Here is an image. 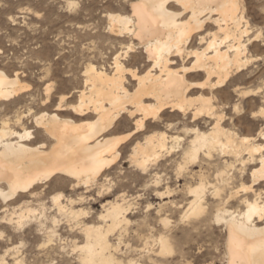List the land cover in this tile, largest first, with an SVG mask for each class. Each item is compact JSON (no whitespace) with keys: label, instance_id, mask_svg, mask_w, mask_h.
<instances>
[{"label":"bare ground","instance_id":"6f19581e","mask_svg":"<svg viewBox=\"0 0 264 264\" xmlns=\"http://www.w3.org/2000/svg\"><path fill=\"white\" fill-rule=\"evenodd\" d=\"M169 2L179 4L182 11L170 9ZM129 5L131 14H109V29L128 35L130 42L126 50L115 52L110 72L92 62L86 66L78 101L71 105L79 119L58 112L35 115L36 126L52 139L46 149L47 143L36 140L23 116L17 115L15 120L20 131L9 118L0 123V198L9 207L1 219L15 231L36 222L46 237L43 245L50 246L60 236L59 217H64L77 249L76 256L68 260L70 264H123V230L134 224L129 218L132 203L125 195L106 203L97 223L83 219L89 212L76 205L85 201L82 194L74 199L55 193L51 198L55 214H48L43 202L39 208L32 203L39 201L53 177H70L72 188L98 184L105 169L120 158L121 143L153 127L134 144L129 157L144 173H151V194L159 202L148 204L153 216L151 234L145 237L146 253L136 258L127 244V264H144L142 259L158 264L176 249L179 261H185L179 233L200 234L213 225L225 231L224 264H264V87L242 86L256 58L253 48L264 40L261 31L251 25L243 0H133ZM186 12L190 16L181 19ZM208 23H213L216 31H203ZM134 37L152 62L142 72L123 62L135 50ZM194 38L205 45L189 47ZM177 58L182 61L179 66H175ZM189 58L193 60L186 64ZM192 73L202 81H191L188 75ZM127 74L135 81L132 90L127 86ZM28 88L18 73L10 77L0 69V101ZM45 89L48 100L53 83ZM226 93L238 99L260 96L259 109L252 113L260 122L256 133L244 135L237 125H223L226 104L217 99ZM65 101L62 95L57 110H63ZM232 107L238 111L241 104L234 102ZM168 108L183 121L184 138L169 132L173 126L165 116ZM125 120L132 121L133 130L125 135L111 134ZM196 164L198 170L192 168ZM171 166L175 172L172 178L166 172ZM248 167L251 183L233 186L238 173L244 174ZM211 171L215 183L209 179ZM234 200L243 208H228ZM135 224L138 226L132 232L141 238L138 229L145 222ZM3 233L0 230V235ZM78 233L83 235L82 244L74 239ZM176 243L179 246L175 247ZM59 248L63 255L65 247ZM13 250L17 253L19 248ZM56 260L55 255L49 256V264ZM14 261L18 264L22 259L16 255Z\"/></svg>","mask_w":264,"mask_h":264},{"label":"rangeland","instance_id":"374dc122","mask_svg":"<svg viewBox=\"0 0 264 264\" xmlns=\"http://www.w3.org/2000/svg\"><path fill=\"white\" fill-rule=\"evenodd\" d=\"M131 1L133 0H0V69L10 77H15L18 73L20 79L29 85V88L19 96L0 101V123L3 119L9 118L14 126L16 116H23V121L28 129L32 130L36 140L47 143L45 144L46 149L52 139L42 131L41 127L36 126L35 115L42 112H58L60 116L79 119L74 114L71 105L78 101L77 90L84 85L86 66L92 62L99 67H105L110 72L115 52L126 50L130 42L131 37L126 34L111 33L109 14H131L129 5ZM243 2L251 25L255 30H260L264 38V0H243ZM168 7L174 11H182L179 4L173 2H169ZM189 16V12L183 13L181 19L185 20ZM206 30L216 31V26L208 23L203 31ZM132 41L135 44V50L123 59L126 67L136 69L138 72L149 69L152 62L148 60L143 46L139 45V39L134 37ZM198 42L194 38L189 47L199 48L205 45ZM257 43L260 46L253 48L256 58L248 67V77L242 85L244 88L264 87V40L257 41ZM192 60L193 58L186 59L185 63L189 64ZM181 63V59L177 58L175 66ZM188 77L194 82L202 81V77L194 73L189 74ZM127 78L130 81L127 86L132 90L135 81L129 74ZM48 83H53V89L50 98L46 100L45 86ZM62 95H65L66 101L63 103V110L60 111L57 107ZM259 98L260 96L251 95L238 99L228 93L221 95L217 101L226 104V118L223 125L227 128L237 125L244 135L256 133L260 122L252 118V113L259 109ZM234 102L241 104L238 111L232 107ZM176 113L169 108L165 110V116L169 117L173 126L169 132L179 134L184 138L183 121L175 116ZM14 128L20 131V126L15 125ZM133 128L132 121L125 120L117 125L111 134L125 135ZM152 129L153 127H149L146 132L137 133L121 143L120 158L105 169L98 184L88 189L85 186L72 188L70 177L63 176L61 180L53 177L43 188L39 201L35 200L32 206L39 208L40 203L43 202L46 204L47 213L55 214L51 200L55 193L63 192L66 197L74 199L82 194L85 201L76 205L89 212L82 216L83 219L97 223L99 222L98 215L104 211V205L110 201L121 200V196L125 195L132 203L129 218L134 224L130 225L127 231L123 230L124 242L121 249L123 248L125 253L124 255L120 253V257H124L123 264H127V244L136 258L146 253L145 237L151 234L149 223L153 216V209H148V204L156 205L159 200L151 194V173H144L136 167L129 156L134 144L138 140H143L144 134L151 132ZM173 168L172 166L166 168L171 178L175 176ZM192 168L198 170L200 167L196 164ZM250 173L249 167L244 174L239 172L233 186L240 188L242 183L250 184L252 180ZM214 177L211 171L209 179L213 183L216 182ZM171 183H175L174 178ZM212 191L210 190V193ZM176 198L180 197L176 196ZM209 199L212 202V198L209 197ZM6 208L9 207H6L0 198V230H4L3 235H0V260L4 258V261L0 264H15L16 255L22 259V262L18 264H49L51 254L57 257L56 264H70L68 260L76 256L77 249L71 243L73 237L69 234L70 227L66 218L59 217L61 220L58 226L60 236L56 237L50 246H45L43 245L46 238L44 231L39 230L40 227L36 222H30L17 231L10 228L11 226L1 219ZM228 208L237 210L243 207L234 200L228 203ZM174 217L177 216L174 215ZM135 221L145 222L138 229L142 233L141 238L135 237V233L132 232L138 226ZM181 227L183 225H180ZM224 234V230L214 225L210 229L204 228L200 234L195 233L188 236L180 232L178 236L181 239L178 243L184 247L186 260L179 261L177 257L179 252L176 249L165 258H161L163 261L158 264H224ZM116 237L117 235L114 237L115 242ZM74 239L79 244H82L84 240L80 233ZM178 243L175 247L179 246ZM60 246L65 247V252L62 251L63 255H59ZM13 247L19 248L17 253ZM69 250L70 254H68ZM70 256L72 258H69ZM142 260L144 264H151L146 259Z\"/></svg>","mask_w":264,"mask_h":264}]
</instances>
